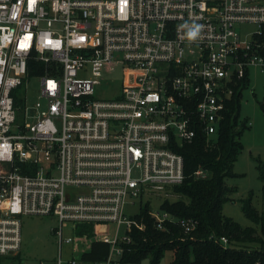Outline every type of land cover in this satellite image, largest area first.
Segmentation results:
<instances>
[{
	"label": "built area",
	"instance_id": "2783aa9c",
	"mask_svg": "<svg viewBox=\"0 0 264 264\" xmlns=\"http://www.w3.org/2000/svg\"><path fill=\"white\" fill-rule=\"evenodd\" d=\"M263 32L264 0H0V257L19 254L20 217L41 215L58 220L59 246L98 240L109 247L98 264H118L144 228L125 206L178 198L176 150L197 136L215 147L227 102L251 68L264 74ZM111 63L141 73L117 99L97 100ZM32 76L40 96L29 106L14 93ZM149 216L160 231L196 225ZM64 222L91 225L93 237L63 239Z\"/></svg>",
	"mask_w": 264,
	"mask_h": 264
},
{
	"label": "trees",
	"instance_id": "16d2710c",
	"mask_svg": "<svg viewBox=\"0 0 264 264\" xmlns=\"http://www.w3.org/2000/svg\"><path fill=\"white\" fill-rule=\"evenodd\" d=\"M257 40L259 53L264 58V32ZM248 86L249 80H244L227 102L215 147H207L205 137L197 136L193 143L176 150L184 159L185 179L181 185L171 188L178 198L161 201L160 209L176 219L195 222V229L184 233L177 224L168 223L165 230H158L149 216L148 200L135 217L144 228L131 230L130 241L122 244L118 264H141L144 260L159 264L166 252L172 253L169 264H264L263 171L260 172L261 211L255 210L251 197L241 205L242 213L255 227L242 228L222 214V206L231 201L233 192L226 181L236 177L233 166L243 149L241 136L249 127L248 121L240 119L239 114L241 93ZM196 172L202 174L197 176ZM77 233L89 238L93 236V228L83 224L77 227ZM221 237L227 240V246L219 242ZM108 251L107 244L93 241L79 260L83 264L102 263Z\"/></svg>",
	"mask_w": 264,
	"mask_h": 264
},
{
	"label": "rangeland",
	"instance_id": "374dc122",
	"mask_svg": "<svg viewBox=\"0 0 264 264\" xmlns=\"http://www.w3.org/2000/svg\"><path fill=\"white\" fill-rule=\"evenodd\" d=\"M245 32H252V27L240 26ZM140 70L125 63H111L102 72L99 79L100 85L95 87L94 98L97 100H115L121 94L122 88L136 85ZM86 76V75H84ZM249 86L241 93L240 119H246L249 127L241 136L242 151L239 153L233 166L235 178L226 181L227 186L233 189L230 195L231 201L222 206L223 216L236 222L242 228H253L251 223L242 213L241 205L244 200L251 197L252 205L256 211H261V187L263 181L260 172H264V74L255 67L249 70ZM40 79L32 76L25 80L15 91L17 99L33 106L40 96ZM20 117L18 116V119ZM149 200L151 210L159 212L161 200L141 197L133 199V204H127L124 214L127 218L135 217L141 208ZM83 224L63 223V239L73 238L79 235L77 227ZM75 229L73 230V228ZM114 226L109 225V233ZM59 229V222L55 217L41 215H22L20 217L21 245L16 257H0V264H57L59 257L64 263L73 259H79L82 252L89 249L78 243L59 246V239L55 231ZM123 234V230L120 232ZM88 244V242H87ZM172 253L166 252L159 264H169ZM141 264H148L147 260Z\"/></svg>",
	"mask_w": 264,
	"mask_h": 264
},
{
	"label": "clouds",
	"instance_id": "9594fccd",
	"mask_svg": "<svg viewBox=\"0 0 264 264\" xmlns=\"http://www.w3.org/2000/svg\"><path fill=\"white\" fill-rule=\"evenodd\" d=\"M197 35V31L194 29L188 33L189 37H195Z\"/></svg>",
	"mask_w": 264,
	"mask_h": 264
},
{
	"label": "crops",
	"instance_id": "0c3cea01",
	"mask_svg": "<svg viewBox=\"0 0 264 264\" xmlns=\"http://www.w3.org/2000/svg\"><path fill=\"white\" fill-rule=\"evenodd\" d=\"M248 77H249V76H248ZM248 80H249V79H248ZM91 237H93V236H91ZM91 237H89V238H91ZM94 241H98V240H94ZM92 242H93V241H92ZM89 247H90V246H89ZM87 251H88V250H87ZM85 252H86V251H85ZM82 253H83V252H82ZM82 253H81V254H82ZM17 256H18V255H17Z\"/></svg>",
	"mask_w": 264,
	"mask_h": 264
}]
</instances>
